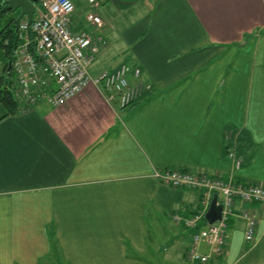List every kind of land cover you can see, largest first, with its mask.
<instances>
[{"label":"crops","instance_id":"1","mask_svg":"<svg viewBox=\"0 0 264 264\" xmlns=\"http://www.w3.org/2000/svg\"><path fill=\"white\" fill-rule=\"evenodd\" d=\"M73 1L79 32L89 6ZM99 14L107 43L92 73L130 63L152 88L124 109L93 83L59 107L6 116L0 102V264H186L190 236L173 216L192 214L200 193L154 169L264 184V33L237 46L264 32V0H105ZM255 209L256 242L247 248L235 219L208 264H264V204Z\"/></svg>","mask_w":264,"mask_h":264},{"label":"built area","instance_id":"2","mask_svg":"<svg viewBox=\"0 0 264 264\" xmlns=\"http://www.w3.org/2000/svg\"><path fill=\"white\" fill-rule=\"evenodd\" d=\"M85 1L89 9L84 17L89 28L79 32L73 30L76 12L73 0H38L32 23L27 18L21 20L19 45L13 61L15 96L21 112L41 103L54 107L64 105L90 83L99 86L107 101L119 109L129 107L152 88V84L143 79L141 68L130 63L92 73L91 68L107 43L103 33L105 22L99 14L105 0ZM231 135L230 132L229 137ZM228 156L236 169L242 167V158L235 147ZM151 176L173 188L200 193L192 214L173 216L174 223L189 231L190 241L185 248L188 264H208L223 256L230 239L231 222L235 219L245 223L246 242H256L258 214L255 206L264 204V184L239 182L234 172L173 167L155 168ZM215 196L216 205L221 206L220 218L204 223Z\"/></svg>","mask_w":264,"mask_h":264},{"label":"trees","instance_id":"3","mask_svg":"<svg viewBox=\"0 0 264 264\" xmlns=\"http://www.w3.org/2000/svg\"><path fill=\"white\" fill-rule=\"evenodd\" d=\"M4 1L5 0H0V61L4 65V71L0 78V102L4 105L7 111L6 113L7 116V115H15L21 112L20 103L15 96V91H16L15 74L13 70L8 71V62L14 61L15 53L19 45L18 29L15 24V20L18 17L20 10L17 11L4 10L5 8ZM263 33L264 32H252L245 34L244 40L240 44H237V46H243L246 43H248L250 39L258 37ZM228 131L235 132L232 129H229ZM240 133L241 132L236 131L237 141L240 138L239 137ZM229 141L230 142L227 145L228 154L232 148L235 147L236 149V146H233V140L229 138ZM250 245H252V243H249V246L247 248H249Z\"/></svg>","mask_w":264,"mask_h":264},{"label":"water","instance_id":"4","mask_svg":"<svg viewBox=\"0 0 264 264\" xmlns=\"http://www.w3.org/2000/svg\"><path fill=\"white\" fill-rule=\"evenodd\" d=\"M5 8L4 10H20L18 17L15 20V24L17 29L19 28L20 22L25 17L28 19L29 23H32L36 4L38 0H5ZM13 68V61L8 62V71H11ZM217 196H215L212 200L211 206L206 214V218L210 223H213L217 219L220 218L221 206L216 205Z\"/></svg>","mask_w":264,"mask_h":264},{"label":"rangeland","instance_id":"5","mask_svg":"<svg viewBox=\"0 0 264 264\" xmlns=\"http://www.w3.org/2000/svg\"><path fill=\"white\" fill-rule=\"evenodd\" d=\"M204 223H207V219L206 217H204V220L202 221ZM160 260H155L156 262H158L159 264H178L177 262H175L173 259H162V258H159ZM183 264V263H182ZM187 264V263H186Z\"/></svg>","mask_w":264,"mask_h":264}]
</instances>
